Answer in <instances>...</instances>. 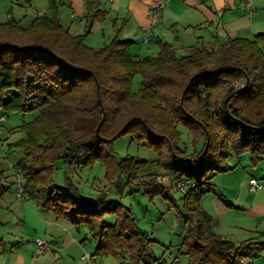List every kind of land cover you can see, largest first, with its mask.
Wrapping results in <instances>:
<instances>
[{
    "label": "trees",
    "instance_id": "trees-1",
    "mask_svg": "<svg viewBox=\"0 0 264 264\" xmlns=\"http://www.w3.org/2000/svg\"><path fill=\"white\" fill-rule=\"evenodd\" d=\"M49 0L48 11L27 24L0 20V113L37 111L17 127L23 132L9 142L22 155L27 198L67 219L85 224L98 242L96 251L113 253L124 264H151L152 241L130 208L108 200L105 193L90 199L68 178L55 183L59 161L104 167L115 190L162 195L187 223L183 240L186 264H244L258 255L264 242H234L210 228L212 217L199 205L211 190L216 173L234 168L228 159L247 155L252 166L264 159V32L230 37L217 48L193 46L184 54L162 43L155 56L131 54L132 40L114 37L95 48L88 34H73ZM97 0L86 1V18L101 17ZM142 76L133 86L134 76ZM184 126L191 146L180 145ZM130 134L156 153L160 171L142 174L148 162L134 155L118 158L114 141ZM190 185L178 199L161 176ZM0 161V195L7 192ZM13 184V182H12ZM115 216L109 224L104 215ZM1 241V239H0Z\"/></svg>",
    "mask_w": 264,
    "mask_h": 264
},
{
    "label": "crops",
    "instance_id": "crops-1",
    "mask_svg": "<svg viewBox=\"0 0 264 264\" xmlns=\"http://www.w3.org/2000/svg\"><path fill=\"white\" fill-rule=\"evenodd\" d=\"M86 1L57 0L61 23L73 34L88 32L85 42L93 40V44L88 45L95 48L110 41L118 27L119 37L133 42L131 54L140 58L157 55L162 43L174 48L172 42L160 38L161 27L168 25L176 29L182 26L185 35L176 41L185 52L199 45L217 48L230 37H254L264 32V0H252L251 5H247L246 0H97L103 14L92 22L85 16ZM160 3L164 6L152 23L149 10ZM48 7L49 0H0V20L13 19L27 24L35 15L47 12ZM148 27L151 32L147 34ZM156 29L159 36L146 40ZM138 38L143 42L138 43ZM155 44L158 50L152 52ZM0 161L3 169L5 158L0 157ZM228 162L235 166L230 171L221 172L227 184H213L212 189L202 195L199 205L212 217L210 228L216 234L236 243L248 239L264 242V173L257 169H262L261 163L252 166L247 155L239 160L232 156ZM240 164L242 171L238 173L236 168ZM12 170L10 182L6 178L11 184L15 164ZM251 177L258 178L262 188L251 190ZM8 192L10 189L0 195V264H84L81 256L90 250L84 242L85 237L81 236V228L29 198L16 196L15 189L11 191L14 200L10 199ZM106 221L113 224L115 216ZM175 228L179 231L174 232ZM185 228V223L180 222L171 231L180 234ZM169 235L161 240V247L171 241ZM38 237L49 241L50 249L36 252ZM257 251L258 255L246 259L244 264H264V247ZM177 261L175 256L173 262Z\"/></svg>",
    "mask_w": 264,
    "mask_h": 264
},
{
    "label": "rangeland",
    "instance_id": "rangeland-1",
    "mask_svg": "<svg viewBox=\"0 0 264 264\" xmlns=\"http://www.w3.org/2000/svg\"><path fill=\"white\" fill-rule=\"evenodd\" d=\"M154 27H157V25ZM149 28L150 27H148V29ZM158 32L159 31H157V29L154 30V35H148L147 39H152L153 36H159L157 35ZM160 32H162L160 37L161 40H169V42H172L174 44L176 53H185L183 47H180L178 45L179 42L177 43L176 41L177 38H183L185 35L182 26L177 29L172 28L169 25L167 27L164 26L163 28L161 27ZM142 36L145 38L146 33L142 34ZM90 40H87L86 43L93 44L91 43L93 40ZM137 42L142 43L143 41L138 38ZM153 47L154 49L152 52H154L156 49L158 50L157 44H155ZM141 80L142 76L140 74L135 75L133 79V86L135 88L139 87L141 85ZM36 114L37 111L9 112L7 114V120L4 121L0 126V157L5 158L2 167L5 174L7 175L6 178L8 182H10L11 174L13 172L12 165L16 164L15 162L19 156L22 155V151L19 148L9 149L7 144L23 136V132L19 130L17 126L22 121L31 120ZM179 129L181 130L180 145L183 146L185 142L188 146H191L189 131L182 125H179ZM114 148L118 158L134 155L141 159H145L148 164L144 169H142V174L160 171L159 167L157 166L155 151L144 144H139L135 139H132L130 134L119 136L114 141ZM263 160L264 159L254 165L257 167L261 163L262 169H259V167H257V169L262 173H264ZM57 166L58 167L54 173V180L57 185L66 188L69 178L81 191L82 196L93 199L96 198L98 194L105 193L108 200L119 201L131 209L137 218L138 226L147 233L149 238L154 239V241H152V249L154 255L158 254L157 256H160V259L159 261L153 262L151 264H186L187 257L185 254H183L182 249H184L183 240L187 231V223L181 221L178 218L176 207L169 199H166L162 195H154L150 198L148 195L139 192H118V190H115L114 186L109 184L107 179L104 177V167L99 163H95L92 166H81L79 164L69 165L59 161ZM236 169L239 173L242 171V165L240 164ZM222 175L224 174H214V176L211 178V181L215 185H218L221 182L226 183L227 180ZM161 180L174 195V197L178 199V203H180L179 198L181 197L182 193L175 187L170 175L161 176ZM214 188L216 187L214 186ZM14 189V185L11 184L10 192L8 193L10 199L12 200L15 199L11 194V191ZM110 216L112 215H104V220L106 221V219ZM180 222L185 223L186 228L182 230L180 234H173V231L178 232L179 229L175 228L173 231H171V229L176 223ZM80 228L81 236L83 238L85 237L84 242L86 243L87 248L90 250V253L95 254L97 258V264H124L122 259L113 253H98L96 251L98 242L92 237L90 233H87L88 228L86 225L81 224ZM168 233L170 234L169 237L171 241H168L165 247H161L160 242L161 240L168 238ZM175 256L178 257L177 262H173Z\"/></svg>",
    "mask_w": 264,
    "mask_h": 264
},
{
    "label": "built area",
    "instance_id": "built-area-1",
    "mask_svg": "<svg viewBox=\"0 0 264 264\" xmlns=\"http://www.w3.org/2000/svg\"><path fill=\"white\" fill-rule=\"evenodd\" d=\"M245 2L247 5H251L252 0H246ZM163 6H164V3H160L157 6L149 10V13L152 15V23L156 21L157 13L162 9ZM146 32L147 34L150 33L151 27L147 29ZM146 40H149V39L146 38ZM6 120H7V114L0 113V126ZM12 182L15 187L16 196L20 198H27V193L24 189L22 173H20L17 169L13 173ZM189 185H190V182L188 180H179L176 183V187L182 192H185V190L187 189ZM249 187L251 190L256 191L262 188V183L258 178L251 177L249 179ZM50 247H51V243L47 241L46 239H44L43 237H38L36 239V252L46 251L50 249ZM81 257L82 259H84V264H97V258L95 254L84 253Z\"/></svg>",
    "mask_w": 264,
    "mask_h": 264
}]
</instances>
